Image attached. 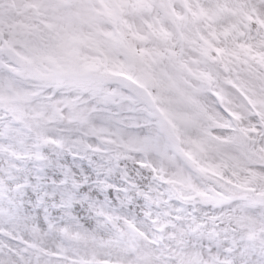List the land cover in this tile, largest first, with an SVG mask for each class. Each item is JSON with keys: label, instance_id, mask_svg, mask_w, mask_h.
I'll return each instance as SVG.
<instances>
[{"label": "snow or ice", "instance_id": "obj_1", "mask_svg": "<svg viewBox=\"0 0 264 264\" xmlns=\"http://www.w3.org/2000/svg\"><path fill=\"white\" fill-rule=\"evenodd\" d=\"M0 264H264V0H0Z\"/></svg>", "mask_w": 264, "mask_h": 264}]
</instances>
